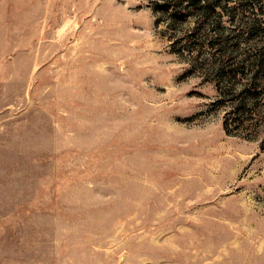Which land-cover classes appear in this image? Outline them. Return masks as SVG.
I'll use <instances>...</instances> for the list:
<instances>
[{
  "label": "rangeland",
  "instance_id": "374dc122",
  "mask_svg": "<svg viewBox=\"0 0 264 264\" xmlns=\"http://www.w3.org/2000/svg\"><path fill=\"white\" fill-rule=\"evenodd\" d=\"M0 0V264H264V0Z\"/></svg>",
  "mask_w": 264,
  "mask_h": 264
},
{
  "label": "trees",
  "instance_id": "16d2710c",
  "mask_svg": "<svg viewBox=\"0 0 264 264\" xmlns=\"http://www.w3.org/2000/svg\"><path fill=\"white\" fill-rule=\"evenodd\" d=\"M197 3H198V0H194V1L192 2L193 5H196Z\"/></svg>",
  "mask_w": 264,
  "mask_h": 264
}]
</instances>
